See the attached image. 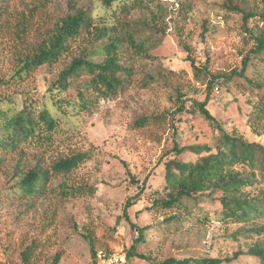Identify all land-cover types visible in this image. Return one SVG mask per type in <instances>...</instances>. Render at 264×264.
Masks as SVG:
<instances>
[{"label": "rangeland", "instance_id": "obj_1", "mask_svg": "<svg viewBox=\"0 0 264 264\" xmlns=\"http://www.w3.org/2000/svg\"><path fill=\"white\" fill-rule=\"evenodd\" d=\"M231 1L228 8L226 0H144V11H132L131 30L135 40L143 43L144 51L123 45L120 61L130 73L117 96L99 100L85 111L64 107L66 114L60 116L52 146L44 151L31 144L23 147L26 161L38 155L47 165L77 152L88 154V158L71 173L53 178L43 208L38 204L28 212L5 195L13 183L7 169L13 154L0 165V264H22L20 253L31 243L41 253L36 264H51L55 254L60 255L57 264H97L92 248L107 253L123 249L126 264H158L168 258L224 259L246 250L247 244L256 239L234 237L243 224L219 222L215 216L219 207L205 197L198 202L183 200L188 211L184 214L182 210L175 222L167 221L168 212L148 211L153 198L163 193L164 156L174 143L180 147L213 146L218 132L201 116L194 102H203L208 95L207 109L225 132H236L251 142H264L262 127L257 136L246 120L250 110L246 100L254 101L256 97L243 79L233 75L252 46L248 31L262 28L264 0ZM57 2L55 7L45 9L42 17L46 24L65 9L66 0ZM249 12L256 17L246 25L243 15ZM102 15L103 10L96 6L92 16ZM15 45L10 33L0 32V105H7L11 98L18 101V91L24 90L40 107L41 95L47 93L65 63L88 49L87 39L74 41L69 56L51 68L35 70L18 85L13 79ZM262 58L257 67L264 79V55ZM221 74L232 75L233 81H215ZM246 75L257 80L251 66ZM60 98L74 99L75 88L70 87ZM180 106L184 109L177 113ZM155 115L164 116L160 126L133 127L137 118ZM196 158L184 152L180 160L194 162ZM61 182L84 190L61 198ZM258 188H264V181L250 190ZM126 203L131 204L127 219L123 215ZM130 224L143 228L135 252L144 259L136 255L127 258L138 231ZM232 264L256 263L241 257Z\"/></svg>", "mask_w": 264, "mask_h": 264}, {"label": "trees", "instance_id": "obj_2", "mask_svg": "<svg viewBox=\"0 0 264 264\" xmlns=\"http://www.w3.org/2000/svg\"><path fill=\"white\" fill-rule=\"evenodd\" d=\"M228 8L232 1L226 0ZM57 0H0V32H8L15 42L16 68L13 79L20 85L35 70L51 68L62 58L69 56L72 43L78 39H87L88 49L71 56L56 78L50 83L46 94L41 95L39 107L30 98V92L18 91V98L0 105V165L9 154L13 160L8 163L11 181L8 199L20 203L22 211L28 212L42 205L45 195L50 191L53 178L71 173L88 158L86 153H74L59 157L50 164L36 155L26 161L23 147L35 145L43 151L53 145V136L59 130V119L66 114V108L88 110L99 100L117 96L123 88L130 70L121 63L123 45L128 44L134 51H144L142 42H137L131 30L132 11H144V0H66L65 9L46 24L43 14L48 6L57 5ZM98 6L103 15L92 16ZM256 14H244L245 24ZM153 17L150 18V21ZM260 20L262 28L256 32L248 31L251 48L243 54L240 68L233 75L243 79L256 99L246 100L249 111L246 114L248 125L260 136L258 129L264 132V79L257 67L264 55V14ZM40 23V24H39ZM185 47V46H184ZM193 70V60L188 57ZM253 67L257 80L247 77L249 67ZM225 83L233 81L232 75L221 74L215 81ZM70 87L75 88L74 99H62L60 94ZM262 91L258 94L256 91ZM194 102L201 116L218 132L213 146L207 144L180 147L174 143L163 162L164 185L160 197L152 200L148 211L158 210L170 213L168 222L180 219L181 211L186 213L183 200L198 202L205 197L215 202L219 210L216 219L223 224H243L233 236L245 240L256 239L247 244L246 250H238L231 257L220 258H168L158 264H232L241 257L250 258L256 264H264V188L250 190L255 184L264 181V142H251L236 132L227 133L222 124L215 120L207 109V99ZM250 97V96H249ZM183 106L176 112L181 113ZM164 116H142L133 121V127L159 125ZM184 152L197 156L194 162L180 160ZM28 158V157H27ZM83 188H71L65 182L58 185L61 198L75 196ZM143 191V188L141 189ZM140 191V192H141ZM139 198V196H137ZM126 203L123 215L130 206ZM127 219V217H126ZM263 220L262 224L256 223ZM129 222V220H128ZM137 237L127 250V258L136 255L135 245L142 240L143 228H137ZM94 247V246H93ZM104 250L92 248V257ZM40 251L34 243L20 253L22 264H36ZM137 256V255H136ZM144 259L142 255L137 256ZM60 255L55 254L51 264H57Z\"/></svg>", "mask_w": 264, "mask_h": 264}, {"label": "built area", "instance_id": "obj_3", "mask_svg": "<svg viewBox=\"0 0 264 264\" xmlns=\"http://www.w3.org/2000/svg\"><path fill=\"white\" fill-rule=\"evenodd\" d=\"M214 90L218 93L217 86ZM96 260L97 264H126V252L123 249L109 253L98 252L96 254Z\"/></svg>", "mask_w": 264, "mask_h": 264}]
</instances>
